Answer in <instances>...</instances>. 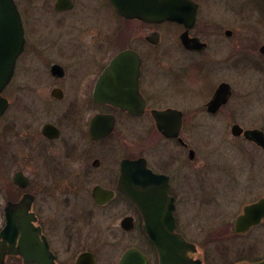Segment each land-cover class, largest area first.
Returning <instances> with one entry per match:
<instances>
[{
  "label": "flooded vegetation",
  "instance_id": "1",
  "mask_svg": "<svg viewBox=\"0 0 264 264\" xmlns=\"http://www.w3.org/2000/svg\"><path fill=\"white\" fill-rule=\"evenodd\" d=\"M14 1L23 47L0 93L7 100L0 115V231L7 203L17 204L24 198L30 227L26 256L10 254L4 264H160L157 248L144 229L143 213L122 189L123 163L141 158L152 172L168 179L174 230L193 244L184 249L188 264L263 260L264 255L250 258L244 253L241 257L243 251L232 246L211 251L194 238L264 236V217L243 230L236 229L245 206L264 197L253 184L237 180V172L248 170L222 165L202 170V165L190 167L183 177L175 176L172 140L187 150L193 162L195 150L182 131L185 125L205 121L217 128L225 126L224 132L210 136L264 151V146L244 133L258 129L264 134V120L245 108L240 102L243 95L235 93L236 78L249 76L251 96L257 106L264 104V37L256 31L264 28V0H189V5L180 6V19L161 22L124 17L110 0H64L60 9L53 0L49 14H35L28 21L26 13L33 0ZM43 3L48 5L50 0ZM103 6L117 17L106 42L65 38L62 52L55 53L58 58L49 55L50 46L56 44L51 39L53 29L102 25L93 19L65 21L68 12L96 14ZM48 15L56 20L48 21ZM242 29L247 30L242 34ZM163 31L172 34L168 64L156 52ZM123 50L135 54L129 56L131 62L116 64L106 84L110 95L98 100L94 95L97 82ZM35 58L41 61L39 70L32 69L30 61ZM132 66L138 67L135 74ZM23 68L26 79L17 83ZM22 91L27 93L24 100L19 96ZM172 93L177 99H172ZM132 107L135 111L127 109ZM172 108L181 112L175 137L168 111ZM157 119L164 124L161 128ZM234 126L242 130L234 133ZM8 135L9 147H5ZM146 135L167 147V158L152 160L147 155ZM212 172L218 177L211 178ZM210 205L221 206V215L216 217L218 208L209 211Z\"/></svg>",
  "mask_w": 264,
  "mask_h": 264
},
{
  "label": "water",
  "instance_id": "2",
  "mask_svg": "<svg viewBox=\"0 0 264 264\" xmlns=\"http://www.w3.org/2000/svg\"><path fill=\"white\" fill-rule=\"evenodd\" d=\"M116 12L127 18H138L147 22H161L163 20L180 19V6L189 5V0H110ZM64 0H57L56 9H60ZM68 4V2H67ZM23 47V31L21 18L14 0H0V93L10 81L13 74L15 59ZM132 50L119 52L101 74L95 91L98 100L105 101L110 95L106 92L108 77L116 69L117 63L132 60ZM127 69L125 67L122 70ZM135 74L137 66L130 68ZM125 72H123L124 74ZM6 98L0 96V115L6 108ZM126 108V106H124ZM135 111V107L127 108ZM172 112V136H177L181 112L177 109ZM166 111V112H168ZM161 128L164 124L157 119ZM242 129L234 126L233 132L239 133ZM245 135L264 146V134L258 129L244 131ZM123 191L140 208L144 215V229L157 248L160 264H188L184 256V249L189 244L177 233L173 215V196L168 194V179L165 175L152 172L143 158L123 163L121 176ZM26 198L17 204L7 203L5 207L6 219L0 231V264H4L7 255L19 253L27 254V234L29 218ZM22 214V215H21ZM264 217V197L246 205L244 211L236 219V229L258 223ZM239 264H264V259L257 262H241Z\"/></svg>",
  "mask_w": 264,
  "mask_h": 264
},
{
  "label": "rangeland",
  "instance_id": "3",
  "mask_svg": "<svg viewBox=\"0 0 264 264\" xmlns=\"http://www.w3.org/2000/svg\"><path fill=\"white\" fill-rule=\"evenodd\" d=\"M44 0H33V7L27 10V18L26 20L30 21L31 17L34 18L35 14H42V15H47L49 14L48 12L51 9V6L53 4V0H50V3L46 5V3H43ZM98 12H95L96 14H83L80 12H76L75 14H72L73 12H68L67 18H65V21H70V20H83V21H88V20H100L102 21V25L97 26V28H92V27H85L83 28H71L69 30L61 28H56L53 29V34L51 39L56 41V44L51 45L48 53L53 56L54 54V59L58 58L57 54L55 53H60L62 52V46H63V39L68 38L69 41H75V42H80L84 40H88L90 38H93V40H100L103 42H106L107 39L110 36V33L113 29V26L117 22V17L115 16L112 11L103 6L102 8L98 9ZM75 12V11H74ZM66 16V15H65ZM46 19L48 21H55L56 18L53 15H48L46 16ZM42 19L41 21H43ZM168 26V24H166ZM166 26H163V30L165 29L166 31ZM264 28H260L259 30L257 29L256 31L258 37H264ZM64 32H63V31ZM243 30L247 29H242V34ZM61 31V32H60ZM70 31V32H69ZM164 32L162 34L161 42L159 44L158 50L156 51L157 53H160V56L163 57V62L164 64L169 63V57H168V52L172 51V34L171 32ZM60 33V34H59ZM62 34V35H61ZM61 38H60V37ZM60 38V39H58ZM62 44V46H61ZM64 46H67L65 43ZM73 51H75V48L70 47ZM77 48V46H76ZM67 52V50L65 51ZM166 52V53H165ZM164 56H163V55ZM60 58V57H59ZM41 61H38L36 58L32 59L30 61L32 65V69L39 70L41 67L40 64ZM40 66V67H39ZM23 71L22 74H20ZM20 71L17 75V83L23 82L25 77V68ZM237 85L235 87V93L236 94H242L244 99L240 102H243V105L245 108H251L254 110L255 115L257 117H260L263 119V113H264V104L263 106L259 107L256 105L253 97L251 96L253 92V88H249L250 84V77L249 76H240L236 78ZM6 94L10 96L11 91L7 89ZM14 96V101H16L14 93H12V97ZM19 96L24 100L26 99L25 97L27 96V93L24 91L19 93ZM172 99H177L175 97V94L172 93ZM258 102H263V101H258ZM9 115L6 117L8 118ZM5 119H3V125L5 124L4 122ZM195 125V124H194ZM185 125L182 131V136L183 138L189 143V146L192 147L195 150V157L193 162L189 161V158L187 157V150H183L181 145L176 140H172V173L175 174V176H181L183 177V174L188 173L190 171V167L195 168L198 166H202V170L206 169L207 166H217V165H222V166H237L235 170H241V171H247L248 173H241L237 172L236 174L238 175L237 180L239 182H242L243 185H248L253 184L254 188L256 190H260L264 192V151H258L257 148L251 146V145H243L241 142H234L231 140L223 139L221 136H210L209 134H217L224 132L225 126L219 125V127H214L212 125H207L204 122L197 124V125ZM262 126V125H259ZM211 127V128H210ZM214 127V128H213ZM218 133V134H219ZM221 135V134H220ZM148 136L146 135L145 137V145H146V152L148 153L147 155L151 157L152 160H155L157 157L160 159H165L168 157L169 151L167 150V147L162 143L158 142L157 140H154L153 138H147ZM10 136L8 135L4 140L6 141V146H8ZM9 147V146H8ZM250 171V172H249ZM212 177L211 178H216L217 173L212 172ZM213 180V179H211ZM251 187V186H250ZM182 194V189L180 190ZM3 199L0 198V202ZM199 207V206H196ZM219 205H210L209 206V211H212V208H218L217 216L221 215V210H220ZM208 211V212H209ZM193 213L195 212V209L192 211ZM195 240H197L199 243L203 242L204 246H206L209 250H214L213 247H218L220 251H225V246L231 247L232 248H238L240 251H243L241 253V257H244V253H248L249 257H259L264 255V236H255V237H216V236H200V237H194ZM193 238V239H194ZM249 242H253V244H250L252 246L251 249H249ZM229 249V248H226ZM254 252V254H251V252ZM239 254L236 255L238 257ZM224 257V256H223ZM240 257V256H239ZM225 258V257H224Z\"/></svg>",
  "mask_w": 264,
  "mask_h": 264
}]
</instances>
